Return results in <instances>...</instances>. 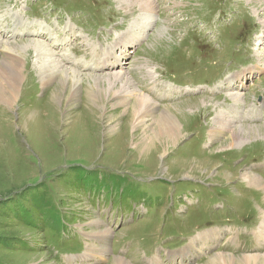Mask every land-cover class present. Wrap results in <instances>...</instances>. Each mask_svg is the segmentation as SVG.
Returning a JSON list of instances; mask_svg holds the SVG:
<instances>
[{"label":"rangeland","instance_id":"obj_1","mask_svg":"<svg viewBox=\"0 0 264 264\" xmlns=\"http://www.w3.org/2000/svg\"><path fill=\"white\" fill-rule=\"evenodd\" d=\"M35 1L37 4L27 9L32 6L28 2ZM57 1L59 5L54 0H0V16L8 14L12 8L18 15L4 14L7 18L11 14L26 21L43 15L49 21H60L65 28L74 27L72 20L81 25L98 49L106 50L117 44L119 53L131 50L125 64L127 71L120 72L124 71L137 88L149 91L156 101L160 96L150 92L149 86L158 77L181 87H214L238 70L248 67L251 72L253 65H260L261 70L257 69L260 72L251 76L244 99L247 110L264 106V0H153L152 20L146 18L149 14L140 7L139 0ZM69 6L76 9L73 11ZM214 11L217 12L211 20ZM203 19L208 30L207 40L196 32V28L204 31L199 21ZM131 28H135L136 36L144 33L145 36L138 38L142 39L140 43L128 40L127 31ZM193 29L195 31H191ZM259 36L263 40L258 39L260 43ZM30 39L33 38L20 40ZM10 41L11 38H2L0 60L4 59L8 43H21ZM143 43L137 52L136 48ZM78 46L79 52H84V58L94 67L96 61H90L89 46L82 43ZM32 47L21 54L24 80L20 89L13 92L7 78V81L2 80L6 90L5 101H0V264H67L64 256L86 251L83 236L96 244L91 252L95 254L88 259L90 264H102L105 258H110L111 263V247L109 252L103 250L110 243L96 239L98 234L92 233L95 238L88 236L106 227L105 211L113 215L124 211L128 215L144 207L145 210L140 208L141 217L135 213L134 221L116 232L112 246L116 247L117 235L121 243L135 244L138 251L144 250L147 255L152 253L149 246H174L176 238L189 235L191 229H198L215 213L224 216L228 213L233 222L249 228L260 225L264 188L252 186L257 190H248L238 182L247 183L242 179L244 172L252 169L257 174L256 169H264L260 167L264 163V134L248 138L240 147L223 149L228 144L223 138L211 140L213 145L207 144L208 133L215 125L214 118L227 103L221 99L212 101L207 93L183 102L178 101L174 93L170 98H163L177 100L167 106L179 108L170 111L176 115L181 133L186 136L176 146L171 145L169 154L159 162L157 152L154 165L137 161L143 127L134 129L130 107L112 106L111 97L90 115L87 113L92 105L82 93L72 97L73 101L70 91L61 93L60 101L49 100L57 84L43 85L40 74L44 69L35 51L41 49ZM110 54L114 55V62L115 53L107 51L106 57ZM124 56H118L121 62ZM63 67L74 69L65 62H62ZM0 68V72L5 68L2 61ZM77 71L84 79L89 73L109 72L99 68L96 72ZM224 93L228 96L227 91ZM10 99L16 100L12 103ZM228 100L234 103V99ZM248 118L243 119L244 124H241L243 120L238 122L234 130L242 128L241 125L248 130L264 129V121L255 125L257 123H251L253 119ZM258 118L264 120L263 110ZM149 159L150 163L155 161L152 157ZM179 159L195 160L194 170H198L196 166L201 160L208 166L194 171L189 169L191 164L174 163ZM255 162L256 166L252 167ZM258 174L264 177L262 171ZM145 211L146 215L142 216ZM93 219L101 220L98 221L100 228L90 223L92 227L86 225ZM253 231L249 230L250 235L258 240ZM218 253L221 263L225 264L221 256L226 254L233 257L264 255V244L256 246L255 240H251L243 250L217 251L200 264H209L211 257ZM84 254L85 258L90 255ZM232 264L239 261L234 259Z\"/></svg>","mask_w":264,"mask_h":264},{"label":"bare ground","instance_id":"obj_2","mask_svg":"<svg viewBox=\"0 0 264 264\" xmlns=\"http://www.w3.org/2000/svg\"><path fill=\"white\" fill-rule=\"evenodd\" d=\"M139 1L142 3V6H140V7H142V9L144 8L143 10H145L149 14L148 16L146 14V18L148 20L154 19L151 17V15L154 14L153 10H154V6H155V3L153 2V0H139ZM135 3H137V2H135ZM22 17H23V15H22ZM137 26L139 28H142L141 24L140 25L138 24ZM134 30H135V28H134ZM127 32L129 33L130 36L136 38L135 42H136V40H138L139 37H143V33L140 34L139 36H136L132 31L128 30ZM1 40H0V43H1ZM35 40L36 39L20 41L21 43H16V44H14L10 41L11 43H8L9 45H7L5 47L6 53H5V55H3L4 59L0 60L4 63V67H5L0 72V101L1 100L5 101L4 100V93H5L4 90H6V89H4L5 87L3 86L2 80L4 81L7 78L8 81L7 80H5V81H7L9 86L11 87V88L9 87V89H11V91H13V92L18 91L17 90L18 87L20 89V84L24 80L23 79L24 76L22 73V55L21 54H24L25 51L28 52L30 47L35 46V48L39 47L41 50H43V52H41V55L39 53L37 54L38 57L42 61L41 65H42V68L44 69L43 72L40 71L42 73L40 75H41L43 85L44 86H47V85L51 86L54 83L57 84L56 90L54 91V93H52V96L50 97L49 100L55 101V99H57L60 101L61 93H66L67 91H70V93H71L70 98L71 99H72V97H77L80 93H82V94H84V98H86L87 103L92 105L89 107L88 113H87L90 115L94 113L96 108H100L99 106L102 103H104L107 99H110L111 97L113 98V102L111 103L112 106L116 107V106L120 105V106H124L127 109H128V107H130V110H131L130 114L132 115V118H133L134 129H137L140 126L143 127V139H142L141 145H140L141 150H137V153H138L136 156L137 161H145V163L154 165L156 163L155 155H157V152H159V154H160L159 156H157V160L159 162L160 159L163 158V156L169 154V152L171 150V145H172V147L176 146L177 143L180 142L184 138V136H186L184 133H181V130H180L181 124L175 120L176 115L171 113V111H173V109L177 110L179 108L177 107V109H176L173 107L175 105H172L171 109H170L167 105H165V106L160 105V103H158V101L152 99L149 91H147L146 89L143 90L141 88H137L134 84H132V82L130 81L128 76H126L125 73L120 72L121 70L119 72H108V73H104V74H90L89 73L87 75V77L84 79V76L79 75V73H77L78 71L76 69H69L66 67L61 68L62 62L55 57V55H56L54 53L55 51L52 52L51 48H49V47L46 48L43 41L41 42V41H35ZM139 40H142V39L140 38ZM20 44L24 45L25 47H27V46H30V47L25 49V47L20 45ZM22 48H24L25 50H22ZM22 51H24V53H22ZM111 55L112 54H110L108 57L105 56L103 58L102 63L94 62L95 66L100 65L102 68H110V69L113 68L114 69L115 66L122 64L120 57L115 58V61L113 62L112 58H114V55L113 56H111ZM24 58H25V56H24ZM37 61H39V60H37ZM150 74H152V73L150 72ZM7 82H6V84H7ZM119 82H121V83H119ZM231 86H232V84H231ZM149 90H150V92H157L161 98H170V97H172V95L174 93L173 89L168 88L167 85L162 84L160 81H157L156 79L153 81V84L150 86ZM228 96H230L232 99H234L235 103H233L232 106L228 109L223 107L224 109H222V111L215 116V118H214L215 119V121H214L215 125L212 127V129L210 130V134H209V138L212 141H215L216 139H222V138H223V140L228 141V144L226 146H223V149L224 148H232L235 146L238 147V145L240 147V145L244 144L245 142H247L249 140L248 138H252L254 136L257 137V136H261L262 134H264L263 128L260 131L257 128H256L257 130L253 129V128H252L253 130H251V129L248 130V129H244L243 125L239 126V127H242L239 130H237V131L234 130V126L237 124V122H238L237 120L242 118L241 113H242V110H244V106L239 107L238 102H240V100L242 98L244 99L245 94L238 93L234 90H230V92H228ZM10 100H12V103H13L16 99H10ZM244 100H246V99H244ZM72 101H73V99H72ZM191 103H192V101H191ZM188 104H190V103H188ZM202 104H204V102H202ZM241 104H243V102ZM246 107H247V105H246ZM255 107H257V106H254V108ZM254 108L253 109L250 108L248 110L249 116L258 113V111H256ZM177 120H180V119H177ZM23 126H24V128L27 127L24 124H23ZM249 131H253L254 133H251ZM250 140H252V139H250ZM151 157H152V159H155V161L153 160L154 162H152V163H150L151 161L150 162L147 161V160H150L149 158H151ZM194 161L195 160H190V159H187V160L179 159V160L174 161V163H177V164L180 163L181 166H183L184 164H187V163L191 164L192 166H190L189 169L194 170V166L197 163ZM199 162L200 163H198V166H196V169H198V170H194V171H200L204 167L206 168V166H208L207 162H204V160H201ZM201 166H202V168H201ZM224 172H226V171H224ZM222 173H223V170H222ZM234 174H237V173H234ZM235 176H237V175H235ZM242 176L247 178V182L251 186H256L260 189L264 188L263 178L260 175H258V174L256 175L255 173H253L252 169L250 171L244 172L242 174ZM215 177H216V175H215ZM229 180H230V178H229ZM98 221L93 219V220H90L87 224L86 223L85 224L88 227L95 226V227L100 228L101 223ZM89 223L92 226H90ZM263 225H264V222H263ZM261 228H263L262 224L260 225V229ZM111 231H112L111 229L106 227L103 229H99L98 231L91 232L90 234H92V233L98 234L97 237L99 239L101 238L103 240H107L111 236V234L113 233ZM89 247H90V250L92 252L94 250V247H91V246H89ZM103 250L105 252H109V251H107L108 248H105ZM85 253H88V251H86ZM93 254H95V253H93ZM85 255L86 254H82L81 256H79L80 259H83L82 262H84V264L88 261V258H85ZM221 257H223V259L225 258V261H224L225 264H232L234 259H237V261H239V264H264V255L259 256V255L253 254V255H242L240 257H233V256H228L226 254V255H222ZM68 259L71 260L72 258L68 257ZM220 260L221 259H219V253L215 254L214 256L211 257L209 264H222ZM109 264H132V263L123 259V258H115Z\"/></svg>","mask_w":264,"mask_h":264}]
</instances>
